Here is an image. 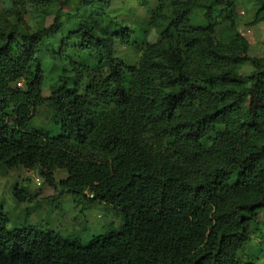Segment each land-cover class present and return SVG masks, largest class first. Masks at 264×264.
<instances>
[{"label": "trees", "instance_id": "obj_1", "mask_svg": "<svg viewBox=\"0 0 264 264\" xmlns=\"http://www.w3.org/2000/svg\"><path fill=\"white\" fill-rule=\"evenodd\" d=\"M251 1L253 23L264 22V0ZM8 2L0 9V167L39 168L49 185L64 170L66 193L109 206L121 223L81 243L9 229L0 212V264H251L241 252L262 235L264 53L250 56L234 27L228 40L213 37L236 16V0H155L147 26L163 22L159 39L141 46L128 27L110 33L98 24L114 22L109 0H77L32 31L26 7L52 1ZM116 45L136 46L137 63L118 59ZM43 104L54 131L32 124Z\"/></svg>", "mask_w": 264, "mask_h": 264}, {"label": "rangeland", "instance_id": "obj_2", "mask_svg": "<svg viewBox=\"0 0 264 264\" xmlns=\"http://www.w3.org/2000/svg\"><path fill=\"white\" fill-rule=\"evenodd\" d=\"M49 9H36L27 6L23 20L28 30L32 31L47 25L57 10H70L77 0H51ZM109 0L105 10L114 22L107 24L98 20L102 28L114 33L118 28L126 26L133 32V39L141 46L144 41L155 42L163 24L148 27L150 9L154 8L155 0ZM236 16L215 26L213 37L217 41H225L232 35V28L243 35L249 43L248 54L261 56L264 53V22L253 23L256 6L251 0H236ZM8 0H0V9L9 10ZM194 12L190 23L196 24ZM146 30V32H144ZM116 56L124 64L131 66L137 63L140 52L133 47L116 45ZM40 58L44 64L47 81L50 83L54 75L52 66L47 62V52L42 48ZM251 70L248 64L241 67L240 72L247 74ZM44 86V85H43ZM45 97L48 95L44 89ZM52 113L45 105H41L32 120L33 126L54 131ZM54 133V132H53ZM66 171L57 169L53 172L54 184L49 185L39 168L25 169L22 167H0V212L7 219V228L33 226L42 231H50L61 237L77 235L81 243H86L92 236L106 233L111 227L117 228L120 217L103 203L91 205L80 203L66 193L59 185L65 179ZM18 192L23 200L14 196ZM260 237L252 236L244 246L242 258L251 264H264V209L259 214ZM246 264V263H245Z\"/></svg>", "mask_w": 264, "mask_h": 264}, {"label": "built area", "instance_id": "obj_3", "mask_svg": "<svg viewBox=\"0 0 264 264\" xmlns=\"http://www.w3.org/2000/svg\"><path fill=\"white\" fill-rule=\"evenodd\" d=\"M17 85H20V83H17Z\"/></svg>", "mask_w": 264, "mask_h": 264}]
</instances>
